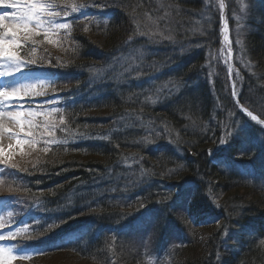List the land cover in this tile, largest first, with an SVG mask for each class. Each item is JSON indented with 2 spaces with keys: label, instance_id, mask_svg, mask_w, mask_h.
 Listing matches in <instances>:
<instances>
[{
  "label": "trees",
  "instance_id": "trees-1",
  "mask_svg": "<svg viewBox=\"0 0 264 264\" xmlns=\"http://www.w3.org/2000/svg\"><path fill=\"white\" fill-rule=\"evenodd\" d=\"M100 1L108 17L73 16L67 46L21 48L37 61L27 69L53 79L64 127L97 137L12 163L27 172L0 164V202L11 213L4 226L28 225L15 240L33 252L13 264H264V129L233 104L234 118L220 109L218 83L200 70L204 51L155 70L154 80L169 82L161 94L136 84L101 92L94 79L138 26L166 54L169 42L148 40L149 29L161 20L176 33L180 15L191 22L202 0ZM225 1L231 22L235 3ZM248 4L242 49L251 69L241 70L239 101L264 120V0Z\"/></svg>",
  "mask_w": 264,
  "mask_h": 264
},
{
  "label": "rangeland",
  "instance_id": "rangeland-1",
  "mask_svg": "<svg viewBox=\"0 0 264 264\" xmlns=\"http://www.w3.org/2000/svg\"><path fill=\"white\" fill-rule=\"evenodd\" d=\"M233 1L235 3V7L231 12V22L229 21V8L227 7L225 0H222L224 4V7L222 8L220 7L221 0H202V5L199 8L190 10L187 13V17L191 20V22L187 21L186 23L184 15H180V19L176 21L179 24L176 29V33L165 28L167 26V22L162 23V25L165 26L160 25L161 20H158L157 23H153V26L149 29L150 34L146 37L148 40L153 39V33H157L158 31L163 33L165 31L164 37H168L169 35L172 37L171 40L166 38L163 39L169 42V48H166V54H161L166 58L164 60L159 58V56L161 57L158 51L159 48L157 49L152 41L140 39L141 27L138 26L139 32L136 34L137 38L135 37L134 39H130L128 44H125L123 50L121 52H117L112 60L101 65V69L95 70V75L98 77L95 76L94 79H97L100 82L97 87L98 91L102 92V86H104L103 91H105L107 90L106 87L119 89L121 85H130L133 87V85L136 84V86L143 89V95L147 93L151 94L153 92L161 94L163 91L162 86L168 88L169 82L166 81L161 83L158 82V80H154L160 74H156L158 71L155 70L170 66V58L172 56L177 55L180 57L188 52L191 53L196 50H203L204 63L200 70H203V76L211 85L213 83L215 84V82L218 83L219 92H221L224 100L221 101L220 109L226 111L228 116L234 118L236 114L231 112V109L228 110V108L230 104H233L237 109H239L237 104H241L239 96L243 87L241 70L251 69V64L246 60L242 49V37L244 30L246 31L247 29L246 20L248 18V14L246 10L249 7L248 0ZM45 2H52V0H45ZM73 2L77 4H85L86 7L82 8L78 12H72L70 5ZM55 3L57 7L51 9V11L61 12V15L55 18L56 23H67L69 24V28L56 30L55 33L50 32L49 39L53 41L51 43L45 40L43 35L44 29H39L41 34L34 37L38 43L33 45L31 41H22V47H25L27 50L35 48V52H38L40 47L50 49L51 51H58L61 49V46H67L65 39L68 36L73 16H78V19L86 24L88 20H96L97 22L103 21L110 13V8H108L105 3L100 0H55ZM65 11L68 13L67 16L64 15ZM43 18L47 19V16ZM218 18L219 31L218 34H216L215 24ZM182 20L185 22L181 23ZM186 24L187 29L184 28L186 27ZM141 33H143V31ZM156 38L158 42L162 39L158 35H156ZM0 65H3V63L0 62ZM25 66L26 64L18 69V76L14 79L12 85L14 87H19L24 84H33L43 81L45 82V87L42 89L44 95H30L25 97L27 104L24 111L27 112L28 110H32L36 112L37 115L35 117H31V119H33L34 124L40 125L41 127L33 129L36 133V135L31 138L36 141L34 145H19L16 150L17 153L14 158H21L23 160L29 159L32 154L34 155L45 152L43 149L52 145L51 143L45 142L51 140L52 137L40 135L43 131L45 115L48 114L52 108H56L57 111L52 113L51 116L57 122L60 119V113L58 110L60 97L57 92L54 90L52 92L51 90L53 79L46 75L43 76V74L39 71L28 70L21 73ZM11 74H15V72ZM6 88L11 87L7 86ZM214 88L215 87L213 86L211 90L214 91ZM234 92L236 95H233ZM21 94L23 95V93ZM152 95L156 96L155 94ZM225 100H228V103ZM11 113L12 112L0 108V129L7 125V122L11 118ZM242 115L246 118L247 122L258 125L264 129V125H261L259 122L251 121L250 117L245 116L243 113ZM106 135L107 134L101 135L100 138H105ZM89 137L95 138L97 135L90 136L85 135V133L71 132L66 129L64 125H61L55 130V140L57 143L74 142ZM224 138L225 136H223L222 140H225ZM28 139L30 138L26 134L20 138V140ZM222 145L224 144H220L219 147ZM16 227L11 226L4 228L3 230H0V235H7L8 232L15 233L17 232V230H15ZM140 238H142V236ZM0 246L13 249L17 258L12 261V264L14 261L19 260L20 255L22 254L27 255L26 259H21L25 261L32 255L31 251L20 248L18 244H14V241L10 239L0 241ZM39 264L51 263L49 261L39 260ZM74 264L96 263L81 261Z\"/></svg>",
  "mask_w": 264,
  "mask_h": 264
},
{
  "label": "snow or ice",
  "instance_id": "snow-or-ice-1",
  "mask_svg": "<svg viewBox=\"0 0 264 264\" xmlns=\"http://www.w3.org/2000/svg\"><path fill=\"white\" fill-rule=\"evenodd\" d=\"M0 5H6L8 8L15 9L16 11H3L0 12V62L3 63L5 70L0 71V76L6 74H11L17 71L20 67L25 64H36L35 59L25 60L21 56L20 49L22 47V41H31L33 45L38 43L34 39L35 36L40 35L39 29H44V38L49 43L53 42L49 39L50 32L55 33L59 29L69 28L67 23H56L55 18L61 15L59 11H51V9L57 7L55 0L52 2H45V0H0ZM72 12H78L82 8L86 7L85 4H77L75 2L70 5ZM220 7H224L221 0ZM64 15L67 16L68 13L65 11ZM47 16V19L43 17ZM153 35H158L162 39L171 40L172 37H164L163 32L158 31L153 33ZM227 39V38H226ZM36 51L35 48L32 49V53ZM45 87V82L41 81L39 83L24 84L19 87L13 88H0V100L8 101L14 97H19L23 93V97H28L30 95H44L42 89ZM233 95H236L234 92ZM57 111L56 108H52L48 114L44 117L43 131L40 133L41 136L52 137L51 140L45 141L46 143L56 144L55 140V130L61 125L65 124L63 116H60L59 121H55L51 114ZM247 115L256 121L258 118L254 116L251 112L245 109ZM36 112L28 110L27 112H17L15 119L19 121L21 131L25 129V120H27L28 131L25 133L30 139L28 140H17V145L32 144L34 145L36 141L33 138L36 133L33 129L41 127L40 125L34 124L31 117H35ZM259 123L264 125V120H260ZM11 132V130H9ZM226 143L225 140H221L219 144ZM45 152L48 148L43 149ZM4 150L0 149V156H3ZM0 164H3L11 169H19V165L10 164L9 159H0ZM20 171L27 172V169H19ZM11 216V213H9ZM4 227L3 218L0 217V228ZM28 225H24L22 229L17 232H8L7 235H0V241L6 239L15 240L18 235L27 232ZM264 243V241H262ZM17 258L13 249L5 248L0 246V264H12V261ZM27 255H20V259H26Z\"/></svg>",
  "mask_w": 264,
  "mask_h": 264
},
{
  "label": "bare ground",
  "instance_id": "bare-ground-1",
  "mask_svg": "<svg viewBox=\"0 0 264 264\" xmlns=\"http://www.w3.org/2000/svg\"><path fill=\"white\" fill-rule=\"evenodd\" d=\"M5 10H7V11H16L15 9H11V8H8L6 5H0V12H3V11H5ZM1 70L0 71H3V70H5V67H4V65H1ZM2 79H8V76H7V74L6 75H4V76H0V83H1V80ZM1 85V84H0ZM1 101V100H0ZM11 101H13L12 99H10V100H8V101H4V102H7V103H9V102H11ZM255 122H259L258 121V119L255 121ZM18 123H19V121H18ZM20 125V124H19ZM2 132V134H5L6 132H5V130L4 129H0ZM12 149H14L13 147H7L6 148V150L7 151H10V150H12Z\"/></svg>",
  "mask_w": 264,
  "mask_h": 264
},
{
  "label": "water",
  "instance_id": "water-1",
  "mask_svg": "<svg viewBox=\"0 0 264 264\" xmlns=\"http://www.w3.org/2000/svg\"><path fill=\"white\" fill-rule=\"evenodd\" d=\"M239 108H240V110L245 114V115H247V113H246V111H245V107H243L242 105H239ZM247 110V109H246Z\"/></svg>",
  "mask_w": 264,
  "mask_h": 264
}]
</instances>
